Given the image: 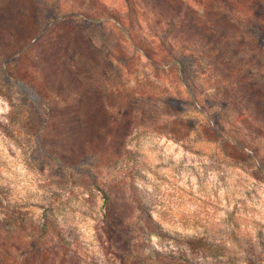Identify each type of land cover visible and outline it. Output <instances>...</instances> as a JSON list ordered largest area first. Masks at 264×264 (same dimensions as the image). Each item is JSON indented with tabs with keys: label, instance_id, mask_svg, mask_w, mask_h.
I'll return each mask as SVG.
<instances>
[{
	"label": "rangeland",
	"instance_id": "1",
	"mask_svg": "<svg viewBox=\"0 0 264 264\" xmlns=\"http://www.w3.org/2000/svg\"><path fill=\"white\" fill-rule=\"evenodd\" d=\"M0 264H264V0H0Z\"/></svg>",
	"mask_w": 264,
	"mask_h": 264
}]
</instances>
